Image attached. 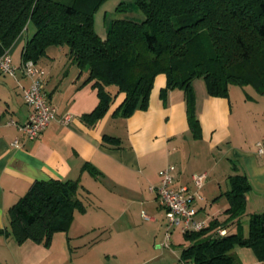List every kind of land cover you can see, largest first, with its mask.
Masks as SVG:
<instances>
[{
	"label": "trees",
	"instance_id": "obj_1",
	"mask_svg": "<svg viewBox=\"0 0 264 264\" xmlns=\"http://www.w3.org/2000/svg\"><path fill=\"white\" fill-rule=\"evenodd\" d=\"M105 0H0V55L29 25L34 32L21 51L22 61L35 62L47 48L67 46L69 59L86 71L85 82L96 89L98 102L81 115L86 124L103 117L119 95L113 111L126 117L149 100L154 76L164 73L168 88L183 89L189 128L200 127L195 116L192 81L202 77L212 96H228L229 85H250L264 93V0H120L116 11L140 10L137 21L117 17L106 21L105 35L94 28L95 11ZM106 144L117 137L103 135ZM87 170L96 176L93 165ZM228 206L224 218L206 227L184 232L186 245L179 260L192 264H238L235 246H250L264 261V210L248 216L243 234L240 218L246 214L244 174L227 176ZM78 179L35 180L7 210L0 233L48 245L56 231H67L75 211H84L83 187ZM235 222L238 228L218 233Z\"/></svg>",
	"mask_w": 264,
	"mask_h": 264
},
{
	"label": "crops",
	"instance_id": "obj_2",
	"mask_svg": "<svg viewBox=\"0 0 264 264\" xmlns=\"http://www.w3.org/2000/svg\"><path fill=\"white\" fill-rule=\"evenodd\" d=\"M28 29L9 48L15 64L22 61L24 43L34 32L33 26ZM100 35L103 38L105 33ZM67 52V46L51 45L37 61L47 72L44 95L56 108V116L34 139H26L17 125L26 122L29 116L30 110L21 96L28 78L21 73L15 77L0 73V228L7 224L9 207L28 191L29 185L48 178L78 179L86 197L97 194L99 183L109 182L111 186H106V190L112 196L106 202L109 208L121 205L122 213L128 212L133 204L156 203L161 208L156 193L149 187L159 183L160 171L168 164L175 167L174 187L186 185L192 193L195 185L191 176L206 173L200 189L210 179L212 190L220 191L210 205L199 191L192 199L196 217L207 224L213 218L225 217L223 211L229 204L225 194L229 189L227 176L235 172L244 174L249 183L244 201L246 215L264 210V155L253 151L254 142L264 136V93L256 89L255 95L240 94L233 90L236 84H231L228 96H212L204 80L195 83L194 114L200 127L195 135L189 128L183 89L168 88L165 74L159 73L154 76L145 108H138L126 117L114 115L123 99L119 95L106 114L89 125L80 117L97 104L96 89L91 82L84 81L86 71H81ZM65 113L71 115L69 123L60 120ZM104 134L117 137L119 144H106ZM16 139L18 142L14 143ZM87 165H93L99 173L95 176L87 170ZM222 185L226 188L221 189ZM98 198L105 202L103 197ZM142 214L148 218L156 236L162 230V222L156 213L148 216L142 210ZM235 228L238 227L233 222L223 229ZM239 229L244 234V228ZM150 231L146 232L150 234ZM11 237L0 233L1 249L12 250L24 244ZM171 237L172 233L168 243ZM254 252L250 246H235L232 250L238 264H264ZM12 256L15 264L28 262L27 256L21 258L14 253ZM6 263L0 254V264ZM178 264L192 263L179 260Z\"/></svg>",
	"mask_w": 264,
	"mask_h": 264
},
{
	"label": "rangeland",
	"instance_id": "obj_3",
	"mask_svg": "<svg viewBox=\"0 0 264 264\" xmlns=\"http://www.w3.org/2000/svg\"><path fill=\"white\" fill-rule=\"evenodd\" d=\"M119 1L105 0L93 14L94 28L99 34L105 33L104 26L107 20L127 17L141 21L144 18L140 10L116 11L115 8ZM28 28L30 30L32 25ZM203 80L202 77L194 78L192 89L195 83H203ZM232 87L235 88L233 90L240 91V94L243 92L256 94V89L249 84ZM98 186L95 192L97 194L92 193L84 199L86 210L75 211L67 231H56L48 245L43 242L26 240L24 244L13 247L12 250L0 248L2 251L0 254L7 261L6 264H15L12 253L21 258L27 256L26 264H178L177 255L186 240L178 231L179 229L174 228L171 230V242L168 243L169 241L164 236L166 222L162 207H156V203L154 205L151 203L133 204L128 212L122 213L119 208L121 205L109 208L106 202V198L112 196L106 190L111 184L105 182V185L99 183ZM212 186L213 182L208 179L205 187L199 190L209 205L213 203V197L220 192L213 191ZM225 188L226 185L221 186V189ZM98 197H103L105 202H100ZM142 210L148 216L156 213V217L162 222V230L158 231L156 236L154 229L148 225V218L143 217ZM240 227L244 228L246 235L248 215H242ZM148 230H151L150 234L146 232ZM113 253H117V256Z\"/></svg>",
	"mask_w": 264,
	"mask_h": 264
},
{
	"label": "built area",
	"instance_id": "obj_4",
	"mask_svg": "<svg viewBox=\"0 0 264 264\" xmlns=\"http://www.w3.org/2000/svg\"><path fill=\"white\" fill-rule=\"evenodd\" d=\"M9 49L0 55V73L15 77L18 73L28 78V85L22 87L23 100L29 108V116L26 122L17 124L26 139H34L48 125L50 119L56 116V108L49 104L44 95V85L47 76L46 70L32 59L21 61L19 64L13 63ZM71 115L65 113L61 116L63 123H69ZM16 139L14 143H17ZM253 151L257 155H264V136L256 140L253 144ZM173 164H168L160 171V179L157 185L149 187L157 196L159 206L165 210L166 230L165 237L168 240L171 230L178 228L182 233L188 231L201 230L207 226V221L196 217L197 211L192 205V199L203 185L206 173L193 174L192 179L195 191H188L186 185L174 187ZM226 230L218 229V233L223 235Z\"/></svg>",
	"mask_w": 264,
	"mask_h": 264
}]
</instances>
